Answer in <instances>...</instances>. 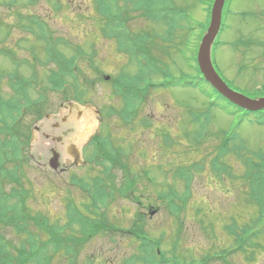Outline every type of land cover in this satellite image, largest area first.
<instances>
[{
  "label": "rangeland",
  "instance_id": "1",
  "mask_svg": "<svg viewBox=\"0 0 264 264\" xmlns=\"http://www.w3.org/2000/svg\"><path fill=\"white\" fill-rule=\"evenodd\" d=\"M31 1L0 0V97L6 100L4 103L7 102L0 108L7 114L6 121L11 115L17 121L31 126L33 162L30 161L26 167L34 182L36 196L31 202V213H44L52 226L60 225L56 231L60 233L67 221L66 206L69 202L83 206L90 204L93 206V213H101V216L106 212V223L114 229L99 226L92 231L82 244H78V255L74 259L76 264H150L149 261H153V258V264H162L156 256V246L151 241L146 243L142 239L147 235L143 231H147L154 241L161 242L160 248L167 255L169 264H201L208 255L212 257L206 264H224L215 256L231 249L233 242L223 228L230 224L232 216L239 217L236 222L241 223L249 218L251 209L248 204H244L249 201L248 187L243 179L219 178L211 170L209 161L220 145L217 135L233 131L242 113L231 116L237 109L225 102L210 110V100L199 90L170 87L152 89L142 99L137 116L127 121L120 114L124 102L121 97L114 95L112 82L123 74L136 76L139 66L126 51L118 49L114 39L102 34L106 19L97 17L92 0ZM180 1L183 5L193 3V0ZM230 8L234 13L245 12L246 16H232L228 13L226 17L224 14L225 23L214 55L215 69L238 93L250 98L264 97V0H232ZM194 15L199 20H205L199 7ZM34 19H41L46 23L47 38L54 41L55 46L67 58L79 54L75 59V66L81 68L78 84L81 86V83H87V86L81 87L88 93L93 90L90 95H86L91 104L81 105L63 96L67 90V95L73 90L72 77L66 76L65 87L51 89L50 94L45 93L43 96L32 91L18 104L7 101L15 95L11 82L12 76H19L17 70L14 72L15 69H19L20 75L25 79L34 77L38 71L43 77L44 70L50 74L53 69L58 70L57 64L46 61L45 43L39 37V30L28 29ZM132 20L127 23L134 32L150 26L147 18ZM160 25L161 23L157 25L159 31L162 30ZM241 40L252 44L245 47ZM221 43L225 46L222 47ZM156 44V50L163 53L161 43L157 41ZM13 60L15 63H11ZM170 61L175 76L180 77L177 67L190 76L195 74L179 56H173ZM175 62L177 66H174ZM18 64L19 67H16ZM159 75L161 74L156 72L154 79L163 82V76ZM29 85L33 90L36 88V82L29 81ZM1 101L3 100L0 98ZM33 103L36 104L35 107ZM18 108L21 111L18 112ZM110 109L111 115L108 114ZM100 110H103V114ZM41 111L43 119L39 120ZM87 114L92 117L93 126L91 133H87L89 137L93 138L102 131V137L113 138L109 141L116 149L123 151L125 157L122 158L131 171L128 179L134 180L133 182L124 185L122 181L127 176L120 167L114 168L113 175H102L103 167L96 165L94 158H91L89 168L88 153L85 150L78 165L71 159L66 148L70 151L74 146L81 153V147L88 141V135L82 137L80 131L82 119ZM250 116L237 132L248 150L264 153V124L256 122L261 118V113ZM194 119L197 125H193ZM201 133L207 136L202 138ZM167 136L170 137L171 144L169 139L166 140ZM195 138L202 141L201 144ZM55 154L61 155L57 171L49 165ZM239 161L234 155L225 159L238 177L245 170ZM195 163L201 167L191 171L193 179L190 194L188 198H184L187 193L185 183L174 181L173 177L177 176L176 172L184 169L181 166L190 167ZM7 166L10 167L9 164ZM61 168L64 169L60 170ZM89 169L91 174L86 178ZM96 175L101 178L100 182L111 197L105 199L101 195L105 202L100 201L94 205L89 200L92 193L89 195L90 192H84L81 187L75 186L72 178L80 176L81 181L86 179L94 185L98 183ZM7 177L8 175L4 179ZM172 186L179 195L178 203L186 200L181 206L183 210L177 214L171 213L168 205L167 196ZM11 190L14 193L10 192L12 197L7 200L8 207L3 205V211L15 216V212L9 207L16 202L23 205L25 203L26 206L27 200V205L31 206L32 199ZM244 197L246 200H243ZM1 225L2 223L0 235L1 232L5 234L2 238L5 239L4 242L11 247L19 244L23 234H15L10 227ZM122 229L129 232L137 229L141 232L137 239L116 231ZM37 232L41 238L48 237V232H41L39 229ZM261 243L264 245V240ZM21 244L28 245L26 240L21 241ZM46 245L51 251L49 257L53 264H69L65 255L67 245L58 241H47ZM254 246L250 248L252 251ZM239 255L230 257L231 264H264L263 249L253 254L251 262H246L245 257ZM245 255L247 258V254Z\"/></svg>",
  "mask_w": 264,
  "mask_h": 264
},
{
  "label": "trees",
  "instance_id": "2",
  "mask_svg": "<svg viewBox=\"0 0 264 264\" xmlns=\"http://www.w3.org/2000/svg\"><path fill=\"white\" fill-rule=\"evenodd\" d=\"M213 1L193 0L191 5H183L180 0H92L97 17L106 19L103 22L102 34L114 39L118 44V49L126 51L131 60L136 61L139 66L136 76L130 77L123 74L112 82L114 95L121 97L124 102L120 114L127 121H131L137 116V111H139V107L143 102L142 99L149 95L152 89L170 87L174 83L182 84L183 86L198 85L203 94L209 98L221 97L204 80L196 63L197 45L210 23V12ZM198 7L204 13L203 18L205 20H199L194 15ZM133 18H147L150 26L142 28L140 32H134L128 24L133 21ZM127 21L129 22L127 23ZM159 23L162 26L161 31L157 28ZM45 24L41 19H34L31 27H28V29H33V31L39 30V37L45 43L46 61L58 65V70L54 71L53 69L51 74L49 71L46 73V70H44L45 78L41 80V89H43L45 84L50 88L49 84H51L52 87L58 90L61 87H65L64 83L67 82L66 77H72L71 81L73 80V83L71 82V86L73 90L70 95H67L69 93L67 90L63 96H67L65 98L83 105L91 104V100L86 95H90L93 90L88 93L85 88L81 87L87 86V83H81V86L78 84L81 68L75 66V59L79 54L67 58L55 46V42L47 38ZM157 41L161 43L160 47L164 54L156 50ZM79 49L82 51L81 48ZM173 56H179L185 66L192 72H195V74L190 76L183 70H178L177 67V71H180V78H176L173 66L170 63V59ZM165 58L167 59L164 61ZM174 64V66H177L176 62ZM156 72H159L163 76V82H158L154 79ZM197 73L198 75H196ZM161 75L159 76L162 77ZM42 95L44 96V93ZM15 103H20V98H14L12 104ZM228 104L231 105L230 103ZM32 105L36 106L35 103ZM19 111H21V108H18ZM111 111L112 109L109 110V115H111ZM100 112L103 114V110H100ZM236 113L238 112L231 114L234 116ZM39 114V120H41L43 111ZM245 121L246 118L242 115L239 118L237 127L233 131H226L224 134L219 133L221 144L209 162L211 170L219 178L243 179L248 186L247 195L249 201H246L244 204H248L251 209L249 218L242 225L237 226L234 221L240 218L234 216L232 219L233 224L227 226L226 231H229V235L235 241V247L232 252L237 250L247 252V247L249 252L246 253V261L248 262L249 260L251 262L254 259L253 254H256L258 250H264V245L261 243L264 240V154L248 150L249 148L244 140L240 138L241 136L237 130ZM30 133L31 126L17 121L14 116L10 115L8 121H6V118L0 116V223H2L1 226L3 227H10L15 234L22 233L23 237H21V241L26 240L28 243L27 246H24L20 245V241L19 244L11 247L10 244L7 245L4 242L5 239L3 240L2 238L5 237V234L1 232L0 264H53L52 258L49 257L51 251L46 245L47 241L49 243L58 241L64 246L67 245L65 255L68 258V263L76 264L74 259L78 255V244H82L84 239L89 237L92 231L99 226L112 229L114 227L107 225L106 215L103 213L102 216L100 215L101 213L94 214L91 209L93 206H90V204L83 206L69 202L66 206L65 217L67 221L61 227L62 232L60 233L56 232L60 225L56 224L52 226L48 216L46 218L43 213H40V215L31 213V209H33L31 202L35 199V195L32 193L34 182L30 179L27 171L28 168H26L29 166L31 160L28 154L31 142ZM200 136L205 138L206 134L201 133ZM165 138L171 142L169 136ZM110 139V136L106 138L96 136L93 138L92 145H94L95 152L92 157L96 160V165L103 167L102 175H113L114 168L120 167L123 174L129 177V165L122 161V157H125L124 153L121 149H116L109 141ZM194 140L201 142L197 138ZM230 155H234L240 160L245 168L243 174L239 177L235 175L234 168L225 162L226 157ZM6 164H9L10 167L7 168ZM181 167L184 169L181 172H176L177 176H174L173 179L174 181L185 183L187 190L185 195L189 196L190 183L193 179V172L191 171L201 167V165L195 163L190 167ZM7 175L8 177L4 179ZM97 181L98 183L94 184V187L85 183H82L81 187L86 192H90L89 194L92 193V196L96 198L97 196H101V194L105 198L110 197L111 194L105 190L99 176H97ZM133 181L126 179L123 182L126 185L127 182ZM11 189L21 193L22 196L27 197L29 200L32 199L30 201L31 206L27 205L28 200L26 206L25 203L23 205L21 202L13 203L9 208L15 212V216L3 211V205L6 206L7 200L12 197L10 192L13 191ZM178 196L174 187H170L167 198L171 201V208L177 213L181 211L182 204L186 202L183 199L181 200L182 202L179 201L181 203L179 204L177 200L179 199ZM243 200H246L245 197ZM92 203L95 205L94 200H92ZM24 208L29 209V211L26 212ZM21 219L24 220L22 221ZM18 220L21 222L19 223ZM37 229L41 232H48V237L41 238ZM154 245L156 246L155 249H160L158 246H161V242ZM252 245H255L253 251L250 249ZM155 252L157 254V250ZM159 258L163 264H169L170 262L162 252Z\"/></svg>",
  "mask_w": 264,
  "mask_h": 264
},
{
  "label": "water",
  "instance_id": "3",
  "mask_svg": "<svg viewBox=\"0 0 264 264\" xmlns=\"http://www.w3.org/2000/svg\"><path fill=\"white\" fill-rule=\"evenodd\" d=\"M226 0H215L213 9H212V18L210 28L208 33L204 36L202 41L200 51H199V66L201 72L204 74L206 80L212 84V86L220 92L224 97L230 100L235 105L249 111H260L264 109V99L260 100H251L242 96L234 91H232L217 75L214 70L210 52L212 44L214 43L222 23V12L225 5ZM51 166L55 169L58 168V157H56Z\"/></svg>",
  "mask_w": 264,
  "mask_h": 264
},
{
  "label": "bare ground",
  "instance_id": "4",
  "mask_svg": "<svg viewBox=\"0 0 264 264\" xmlns=\"http://www.w3.org/2000/svg\"><path fill=\"white\" fill-rule=\"evenodd\" d=\"M91 123H92V117L89 114L85 115L84 118L82 119L81 126H80L82 137L84 135H88L87 133L92 131L93 126Z\"/></svg>",
  "mask_w": 264,
  "mask_h": 264
},
{
  "label": "flooded vegetation",
  "instance_id": "5",
  "mask_svg": "<svg viewBox=\"0 0 264 264\" xmlns=\"http://www.w3.org/2000/svg\"><path fill=\"white\" fill-rule=\"evenodd\" d=\"M261 46H262V45H261ZM7 101H9V99H8ZM70 152H72V153H73V151H70Z\"/></svg>",
  "mask_w": 264,
  "mask_h": 264
}]
</instances>
